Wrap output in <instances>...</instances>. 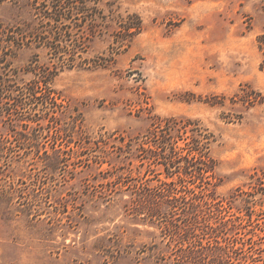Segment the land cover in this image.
Here are the masks:
<instances>
[{
	"label": "rangeland",
	"instance_id": "1",
	"mask_svg": "<svg viewBox=\"0 0 264 264\" xmlns=\"http://www.w3.org/2000/svg\"><path fill=\"white\" fill-rule=\"evenodd\" d=\"M51 7L0 0V264H173L190 238L162 224L184 217L134 216L164 184L225 222L208 241L264 264V0ZM163 137L204 171L167 177Z\"/></svg>",
	"mask_w": 264,
	"mask_h": 264
},
{
	"label": "trees",
	"instance_id": "2",
	"mask_svg": "<svg viewBox=\"0 0 264 264\" xmlns=\"http://www.w3.org/2000/svg\"><path fill=\"white\" fill-rule=\"evenodd\" d=\"M41 1L47 3L49 2L52 5L50 10H46L42 12L43 16L50 22L51 19L58 21V19L64 18L67 12L66 10L63 9L62 6L71 2V0H41ZM54 16L56 18H54ZM258 42H259L260 50L263 53V60L261 67L264 68V33L258 38ZM5 97L6 96H4V99L11 100L10 96L8 99ZM6 106H7L6 110L9 111L8 114H10L11 116L13 111H15L16 106L13 105V103L6 104ZM14 123H11V125H14ZM161 143L162 145L159 146L160 151L158 150L155 151V152H162L160 154V157H158L156 154L153 153H151V156L156 163L159 160H162V165L164 166V169L167 173V177H171L170 175L173 174V172H171L170 170L171 165H172L171 167H175L177 169V172L179 173L177 175L178 176L177 182H179L180 184L183 181H185L187 178L195 179L201 172L204 171L201 170L200 167L199 168L196 167L195 171L192 170V166L202 161L203 159L195 158L194 156L189 157L187 155H181L180 151L176 152L174 150L175 148H173V145L170 147L172 151L170 156H174V158L172 157L173 160L169 159L170 158L169 155H167L168 157H164L165 155L163 150L165 149L164 145L169 144V142L167 141L166 138L163 137L161 139ZM194 152L197 153L196 151ZM202 157L207 159L206 156H202ZM177 161L182 162L183 166L176 167L174 163ZM171 183L173 186L174 184H176V182L175 183L171 182ZM164 186L165 187L163 188L162 192H159L157 194L155 193L153 194L151 191H149L150 189H144V191H147V193L145 195L143 191V194H141L140 198L142 200L139 201L140 203L138 204L137 208H135L134 216L138 217L140 215L146 214L145 217H147L150 220V223L155 224L154 223L155 221L161 222L164 219V216L159 214V209L161 206L166 205L169 207V212L179 211L178 214L184 217L178 225L176 223L173 224L172 222H170V220H165L164 222L165 224L164 223L162 224L163 229L165 231H169L170 235H173L171 229L175 228L174 234H176L178 239L179 238L183 239V237L190 238L187 240L186 246L180 249L179 254L175 255V260L173 264H246L247 260H250V258H243L242 256L237 255L239 254L238 252L240 251V248H234L233 246H231V244L234 245L233 242L232 243H230V241L228 242L226 238H223V236H212L214 237L212 242L208 241V238L211 237V234L219 235V233H221L223 235V230H224L223 227H225V222H219L221 218H219L218 220L217 218L218 215H217L212 218L215 220V223H217V227H214V225H212L213 222H211V218L209 217V213L211 212V209H208L209 204L202 195L195 193L194 191L193 192L191 191L190 192L191 197L188 198L184 194L186 192H181V190L177 191L175 190V188L172 189L167 188L166 184H164ZM169 189L172 192H174L175 195L170 194L171 192ZM144 208L147 209V212L143 211ZM168 217L170 218V214ZM203 240H205L206 242L203 243ZM232 254H236V256L232 257ZM160 260L163 261L162 259ZM252 263L256 264L254 261H252Z\"/></svg>",
	"mask_w": 264,
	"mask_h": 264
}]
</instances>
